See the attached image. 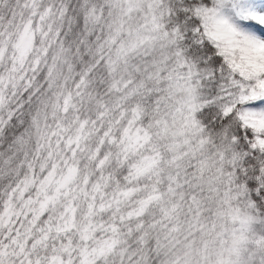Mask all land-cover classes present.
I'll use <instances>...</instances> for the list:
<instances>
[{
	"label": "rangeland",
	"instance_id": "1",
	"mask_svg": "<svg viewBox=\"0 0 264 264\" xmlns=\"http://www.w3.org/2000/svg\"><path fill=\"white\" fill-rule=\"evenodd\" d=\"M186 237L171 264H264V0H0V264Z\"/></svg>",
	"mask_w": 264,
	"mask_h": 264
},
{
	"label": "trees",
	"instance_id": "2",
	"mask_svg": "<svg viewBox=\"0 0 264 264\" xmlns=\"http://www.w3.org/2000/svg\"><path fill=\"white\" fill-rule=\"evenodd\" d=\"M7 26H8V24H7ZM150 36H152V35H149V36L146 35L145 36V34H144V35L139 36L140 40L135 44L137 46L133 50L130 49L131 51L129 50L130 52L125 56V58L119 64V65H121L119 72L122 73L123 71L126 70L127 67H128V69L136 68V65L138 66V65H140V63H143V61L146 58L145 54H146V51L148 49V45L150 42V39H148V38H151ZM57 61L62 62L64 64V66H67L68 63L70 62V59L67 60L66 58H64V56H61V58H59V60L57 59ZM55 65H56V63H55ZM60 68H62L61 65H60ZM56 69L59 70L58 65H56ZM39 75H40V72L37 73L34 76V78H32L29 86L27 87V92H28L27 98L28 99L25 102H23V109H25L24 113H26V115L28 114V112H31L32 110L37 109L39 107L41 100L44 97L42 94V90H41L42 82L39 80ZM106 77L107 76H104L103 78L105 79ZM116 77L117 76L115 74V77L112 80H115ZM117 80L118 79H116V81ZM124 99L125 98H123L121 100V98H120L118 100L117 104L123 105ZM95 101H96L95 98L87 96L82 102V106L84 107V111L89 110L92 107V105H94ZM233 217H236V216L235 215L232 216L231 219H233ZM188 237L184 238L183 240L177 239L176 241H173L172 243H170L166 240L163 243L160 242L156 247L158 252H157V256H156L157 260L154 264H160V263L161 264H171V262L174 258L180 256L189 247H192L195 243H197V240H190V238L188 239Z\"/></svg>",
	"mask_w": 264,
	"mask_h": 264
}]
</instances>
